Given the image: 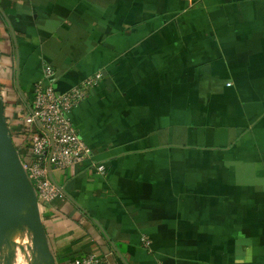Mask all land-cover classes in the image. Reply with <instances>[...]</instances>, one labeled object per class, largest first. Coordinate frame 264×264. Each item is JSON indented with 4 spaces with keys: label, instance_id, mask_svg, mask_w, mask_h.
Here are the masks:
<instances>
[{
    "label": "crops",
    "instance_id": "obj_1",
    "mask_svg": "<svg viewBox=\"0 0 264 264\" xmlns=\"http://www.w3.org/2000/svg\"><path fill=\"white\" fill-rule=\"evenodd\" d=\"M46 67L58 90L96 79L72 117L106 167L53 169V264H264V0H0L20 151Z\"/></svg>",
    "mask_w": 264,
    "mask_h": 264
},
{
    "label": "built area",
    "instance_id": "obj_2",
    "mask_svg": "<svg viewBox=\"0 0 264 264\" xmlns=\"http://www.w3.org/2000/svg\"><path fill=\"white\" fill-rule=\"evenodd\" d=\"M52 75L53 69L46 67L44 77L32 88L31 100L22 116L17 118L19 131L29 144L26 152L18 148L22 165L40 203H51L62 193L51 178L49 165L53 171L89 164L99 173H106L103 163L93 161V149L79 133L72 117L73 110L97 84L96 79L87 77L66 90H58ZM10 128L14 135V129ZM143 242L150 246L148 238H143ZM73 264L111 263L100 254L91 253L77 257Z\"/></svg>",
    "mask_w": 264,
    "mask_h": 264
},
{
    "label": "water",
    "instance_id": "obj_3",
    "mask_svg": "<svg viewBox=\"0 0 264 264\" xmlns=\"http://www.w3.org/2000/svg\"><path fill=\"white\" fill-rule=\"evenodd\" d=\"M6 108L0 81V249L2 240L15 222L12 215L13 210L18 206V200H27L30 201L27 209L32 215V241L34 244H39L42 253L50 257L54 263V257L46 246L45 237L42 236L41 203L23 168L22 158L13 139ZM49 169L54 181L51 165H49Z\"/></svg>",
    "mask_w": 264,
    "mask_h": 264
},
{
    "label": "rangeland",
    "instance_id": "obj_4",
    "mask_svg": "<svg viewBox=\"0 0 264 264\" xmlns=\"http://www.w3.org/2000/svg\"><path fill=\"white\" fill-rule=\"evenodd\" d=\"M4 96L7 99V92H4ZM6 104L8 111L13 109L17 112V109L10 107V103L7 102ZM29 203L30 201L19 199L17 208L13 210L12 218L15 222L11 228V233H8L2 240L0 264H53L50 257L42 253L40 245L34 244L32 241V215L27 209Z\"/></svg>",
    "mask_w": 264,
    "mask_h": 264
},
{
    "label": "trees",
    "instance_id": "obj_5",
    "mask_svg": "<svg viewBox=\"0 0 264 264\" xmlns=\"http://www.w3.org/2000/svg\"><path fill=\"white\" fill-rule=\"evenodd\" d=\"M2 88H3V90H4V85H2ZM5 100H6V102H7V99L5 98ZM30 100H31V98H30ZM28 102H29V100H28ZM16 116V115H15ZM14 137V136H13ZM18 140L16 139V137L14 138V142L16 143ZM74 262V261H73Z\"/></svg>",
    "mask_w": 264,
    "mask_h": 264
},
{
    "label": "bare ground",
    "instance_id": "obj_6",
    "mask_svg": "<svg viewBox=\"0 0 264 264\" xmlns=\"http://www.w3.org/2000/svg\"><path fill=\"white\" fill-rule=\"evenodd\" d=\"M8 233H11V230Z\"/></svg>",
    "mask_w": 264,
    "mask_h": 264
}]
</instances>
